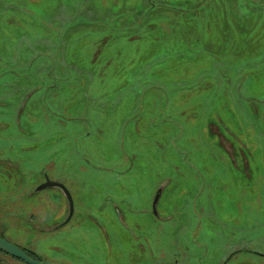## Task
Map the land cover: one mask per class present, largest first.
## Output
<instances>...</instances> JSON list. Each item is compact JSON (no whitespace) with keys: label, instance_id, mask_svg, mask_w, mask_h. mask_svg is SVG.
I'll list each match as a JSON object with an SVG mask.
<instances>
[{"label":"rangeland","instance_id":"1","mask_svg":"<svg viewBox=\"0 0 264 264\" xmlns=\"http://www.w3.org/2000/svg\"><path fill=\"white\" fill-rule=\"evenodd\" d=\"M1 159L39 262L264 264V0H0Z\"/></svg>","mask_w":264,"mask_h":264},{"label":"water","instance_id":"2","mask_svg":"<svg viewBox=\"0 0 264 264\" xmlns=\"http://www.w3.org/2000/svg\"><path fill=\"white\" fill-rule=\"evenodd\" d=\"M45 188H58L62 191L64 197L66 198V200L68 202L69 212H68L67 218L61 224V225H64L72 217L73 209H74L73 200L71 198L69 191L66 189V187L62 183L53 182V181L49 180L47 177L45 178V181L40 186L37 187L36 192L43 190ZM159 196H160V190H158V192L155 196V199L153 202L154 208H155V204L158 201ZM0 251L11 256V257H13V258H15V259H18V260L24 262L25 264H56V263L39 262L38 260L29 256L25 251L20 249L18 246L4 240L1 237H0Z\"/></svg>","mask_w":264,"mask_h":264},{"label":"flooded vegetation","instance_id":"3","mask_svg":"<svg viewBox=\"0 0 264 264\" xmlns=\"http://www.w3.org/2000/svg\"><path fill=\"white\" fill-rule=\"evenodd\" d=\"M0 163H2L5 167H7V165H11V162L8 160V161H3L2 159L0 160ZM46 178V177H45ZM45 181V180H44ZM59 183H61V182H59ZM56 189H58V188H56ZM61 193H62V191L60 190V189H58ZM36 193V191L35 190H33L32 191V193L31 194H35ZM161 193V192H160ZM63 194V193H62ZM157 194V193H156ZM161 195V194H160ZM64 196V195H63ZM160 197V196H159ZM66 199V198H65ZM159 199V198H158ZM66 203H67V211H66V217L64 218V220L63 221H65V219L67 218V215H68V212H69V209H68V202H67V200H66ZM155 206H156V204H155ZM74 210V209H73ZM114 210V212L115 211H117L118 212V214H120V216L121 217H123V213L120 211V209H118V207H116V206H114L113 208H112V211ZM145 212L146 214H152V216H155V217H159V220L160 221H165V219L164 218H160V216H159V213H158V210H157V208L155 207H153V205H152V208L151 207H149V208H145V209H143V210H141L140 212ZM63 221L61 222V223H59L58 224V226L56 227H54V228H60L61 226H63V225H61L62 223H63ZM65 224H67V223H65ZM64 224V225H65ZM103 224V223H102ZM0 237L1 238H3L4 240H6V241H8V242H10V243H12V244H14L12 241H10L6 236H5V234L3 233V231H0ZM14 245H16V244H14ZM16 246H18V245H16ZM20 248V247H19ZM21 249V248H20ZM23 250V249H22ZM23 251H25V250H23ZM26 252V251H25ZM28 255L30 254L29 252H26ZM257 253V252H256ZM3 256H8L9 258H11V256H9V255H7V254H5V253H3V252H1L0 251V264H6L5 263V261L3 262L2 261V257ZM29 256H31L32 258H34L35 259V257H33L31 254L29 255ZM258 256L260 257V258H263L264 259V255H262V254H258ZM13 258V257H12ZM37 260V259H36ZM20 261V260H19ZM24 263V262H23Z\"/></svg>","mask_w":264,"mask_h":264},{"label":"trees","instance_id":"4","mask_svg":"<svg viewBox=\"0 0 264 264\" xmlns=\"http://www.w3.org/2000/svg\"><path fill=\"white\" fill-rule=\"evenodd\" d=\"M30 255V254H29Z\"/></svg>","mask_w":264,"mask_h":264}]
</instances>
